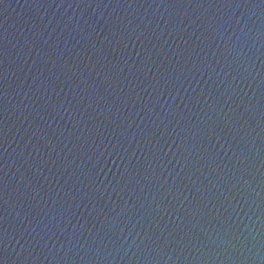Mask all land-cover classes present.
Wrapping results in <instances>:
<instances>
[{"label":"water","instance_id":"1","mask_svg":"<svg viewBox=\"0 0 264 264\" xmlns=\"http://www.w3.org/2000/svg\"><path fill=\"white\" fill-rule=\"evenodd\" d=\"M0 264H264V0H0Z\"/></svg>","mask_w":264,"mask_h":264}]
</instances>
